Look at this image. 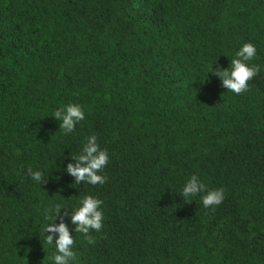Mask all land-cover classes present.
Masks as SVG:
<instances>
[{"label":"trees","instance_id":"16d2710c","mask_svg":"<svg viewBox=\"0 0 264 264\" xmlns=\"http://www.w3.org/2000/svg\"><path fill=\"white\" fill-rule=\"evenodd\" d=\"M243 43L259 71L235 95L208 71ZM69 103L85 118L65 135ZM91 134L103 185L64 171ZM194 174L219 205L180 197ZM84 195L102 201L92 244L55 221L73 264H264V0H0V264H52L45 209Z\"/></svg>","mask_w":264,"mask_h":264},{"label":"clouds","instance_id":"9594fccd","mask_svg":"<svg viewBox=\"0 0 264 264\" xmlns=\"http://www.w3.org/2000/svg\"><path fill=\"white\" fill-rule=\"evenodd\" d=\"M256 56V47L252 43H243L234 53L231 59V66L220 69L210 66L211 72L221 83L225 90L240 95L248 90V81L259 71V67L249 62ZM58 123V129L67 135L73 132L75 126L85 118V112L78 103H69L57 108L52 113V117ZM64 171L74 178L75 183H87L90 185H103L107 177L99 173L104 169L109 161L107 149H101L97 143L95 134L88 135L82 143L79 153L72 155ZM27 176L36 184L46 182L45 175L41 170L26 168ZM200 195V203L205 208L219 205L224 199V189H208L206 185L194 174L183 184L180 190V197L185 203L189 199ZM102 201L94 196L84 195L79 198L77 206L71 212L64 209L63 204H54L45 209L42 234L45 244L54 248L51 256L52 264H73L76 260V253L73 251L74 239L70 236L68 226L61 220L56 223L57 217L63 209L65 214H70L69 223L73 226V232L82 234L85 240L92 244L93 240L89 236L90 231L99 232L104 220L103 212L100 210Z\"/></svg>","mask_w":264,"mask_h":264}]
</instances>
